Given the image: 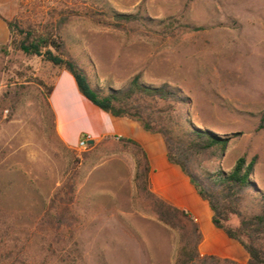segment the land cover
<instances>
[{"label": "rangeland", "instance_id": "obj_1", "mask_svg": "<svg viewBox=\"0 0 264 264\" xmlns=\"http://www.w3.org/2000/svg\"><path fill=\"white\" fill-rule=\"evenodd\" d=\"M116 12L164 21L117 26ZM15 19L60 33L99 87L136 73L180 87L194 125L230 136L205 167L230 171L257 154L264 191V0H20ZM61 69L12 46L0 52V264H175L179 234L151 215L132 148L120 137L84 149L60 138L38 81L53 85ZM242 209L260 211V195Z\"/></svg>", "mask_w": 264, "mask_h": 264}, {"label": "trees", "instance_id": "obj_2", "mask_svg": "<svg viewBox=\"0 0 264 264\" xmlns=\"http://www.w3.org/2000/svg\"><path fill=\"white\" fill-rule=\"evenodd\" d=\"M113 17L118 22L117 26L137 20L156 23L164 21H155L140 12H116ZM5 20L11 32V40L0 48V52L8 54L9 46H12L27 55L41 57L68 70L76 79L81 93L96 106L114 116L130 118L146 131L160 134L169 160L182 168L199 195L208 201L214 213L215 226L240 242L250 255L247 263L201 255L199 244L203 235L193 215L152 192L147 153L136 140L120 137L122 142L132 148L136 158L135 182L140 194L149 201L151 215L179 234L175 264H206L210 260L226 264H264V191L259 189L253 179L257 154L250 160L247 154L240 156L230 171L220 167L215 171L207 169V162H219L223 158L230 136H222L211 129L194 125L190 121L188 110L191 98L180 87L168 82L160 85L147 83L142 79L141 73H136L121 88L99 87L92 83L88 73L71 57L60 33L48 29L42 31L34 26L23 27L15 18ZM186 26L190 30L199 29L190 24ZM38 82L46 88L45 97L50 107L49 96L53 85L47 86L42 80ZM263 127L264 120L258 128ZM252 193L260 195L261 209L248 213L242 209V203L245 196ZM235 217L238 219L236 224Z\"/></svg>", "mask_w": 264, "mask_h": 264}, {"label": "crops", "instance_id": "obj_3", "mask_svg": "<svg viewBox=\"0 0 264 264\" xmlns=\"http://www.w3.org/2000/svg\"><path fill=\"white\" fill-rule=\"evenodd\" d=\"M20 0H0V48L11 40V32L5 19H14ZM50 103L56 118L57 132L68 145L75 146L80 136L91 133L93 143L108 138L127 137L139 142L150 163V189L173 205L190 212L202 231L199 244L201 255L229 258L247 263L250 255L237 240L230 238L224 230L213 223V210L203 199L182 168L172 163L167 155L163 137L146 131L138 122L114 116L92 103L78 88L76 79L66 69L55 76ZM130 168L134 174L137 162L130 155ZM134 177V176H133Z\"/></svg>", "mask_w": 264, "mask_h": 264}, {"label": "built area", "instance_id": "obj_4", "mask_svg": "<svg viewBox=\"0 0 264 264\" xmlns=\"http://www.w3.org/2000/svg\"><path fill=\"white\" fill-rule=\"evenodd\" d=\"M91 141H94L93 135L91 133H84L80 136L77 146L84 149L90 145Z\"/></svg>", "mask_w": 264, "mask_h": 264}, {"label": "water", "instance_id": "obj_5", "mask_svg": "<svg viewBox=\"0 0 264 264\" xmlns=\"http://www.w3.org/2000/svg\"><path fill=\"white\" fill-rule=\"evenodd\" d=\"M91 143H93V141H91ZM224 155H225V153H224Z\"/></svg>", "mask_w": 264, "mask_h": 264}]
</instances>
